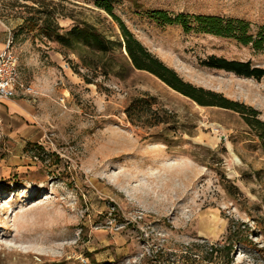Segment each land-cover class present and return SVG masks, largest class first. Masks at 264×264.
Instances as JSON below:
<instances>
[{
	"label": "rangeland",
	"instance_id": "obj_1",
	"mask_svg": "<svg viewBox=\"0 0 264 264\" xmlns=\"http://www.w3.org/2000/svg\"><path fill=\"white\" fill-rule=\"evenodd\" d=\"M147 10L243 20L254 35L264 27V0L113 5L183 82L264 122V78L201 66L214 56L264 69V50L158 25L143 17ZM48 15L60 34L90 25L111 50H69L19 31L25 19L40 28ZM0 26L34 92L15 125L0 122V264H264V152L239 113L200 107L133 68L119 26L92 0H0ZM138 99L146 104L129 119ZM213 124L223 137L209 143ZM228 245L211 258V246Z\"/></svg>",
	"mask_w": 264,
	"mask_h": 264
},
{
	"label": "trees",
	"instance_id": "obj_2",
	"mask_svg": "<svg viewBox=\"0 0 264 264\" xmlns=\"http://www.w3.org/2000/svg\"><path fill=\"white\" fill-rule=\"evenodd\" d=\"M119 0H92L95 7L107 13L119 26L123 39L124 51L129 63L136 70L145 71L153 75L169 88L182 96L188 98L200 107H217L239 113L245 124L256 136L264 152V122L259 120V113L250 107L238 102L230 101L221 94L195 87L183 82L177 75L163 65L158 59L153 57L147 50L133 37L123 23L113 14V5ZM138 10V8H137ZM143 17L161 26H176L184 33L203 34L222 39H228L242 46H250L255 51L264 50V27L260 28L256 34L251 33L250 26L243 20L224 19L217 16H188L184 14L169 15L160 10L144 11ZM26 26L19 29L26 33H34L32 37L52 40L59 46L74 50L75 47H84L99 54H106L111 49V42L105 41L97 31L88 24L75 25L68 31L60 34V29L51 15L45 16L42 26L37 28L34 19H25ZM12 43L14 39L12 36ZM201 66L210 69L231 73L237 77L253 79L256 81L264 78V69L252 67L249 62L228 61L214 56L208 57L201 62ZM146 104L144 99L133 101L126 110L127 117L131 119L130 110L137 111ZM131 111V112H132ZM232 248V247H231ZM230 245L219 248L211 246L210 256L215 258L221 252L231 251ZM219 258V257H218Z\"/></svg>",
	"mask_w": 264,
	"mask_h": 264
},
{
	"label": "built area",
	"instance_id": "obj_3",
	"mask_svg": "<svg viewBox=\"0 0 264 264\" xmlns=\"http://www.w3.org/2000/svg\"><path fill=\"white\" fill-rule=\"evenodd\" d=\"M33 93L32 88L20 80L18 60L9 31L0 51V106L5 102L31 97Z\"/></svg>",
	"mask_w": 264,
	"mask_h": 264
},
{
	"label": "crops",
	"instance_id": "obj_4",
	"mask_svg": "<svg viewBox=\"0 0 264 264\" xmlns=\"http://www.w3.org/2000/svg\"><path fill=\"white\" fill-rule=\"evenodd\" d=\"M2 30L0 26V51L3 49V46L6 41L7 32ZM4 33V34H3ZM24 99H16L13 101H10L8 104L5 102L0 106V122L5 119L7 124L9 125H15L17 123V115H19L20 112L17 110H29L26 107ZM11 113V115H9Z\"/></svg>",
	"mask_w": 264,
	"mask_h": 264
},
{
	"label": "bare ground",
	"instance_id": "obj_5",
	"mask_svg": "<svg viewBox=\"0 0 264 264\" xmlns=\"http://www.w3.org/2000/svg\"><path fill=\"white\" fill-rule=\"evenodd\" d=\"M7 104L9 103V102H6ZM18 112H20L21 114H24L25 113V110H17ZM211 129H212V131L216 134V137L215 138H209L208 139V142L209 143H216V142H218L219 141V138H221V137H223V130L221 129V127L220 126H218V125H216V124H213V125H211ZM118 188H119V186H118ZM121 189H122V192L128 197V198H130L131 197V195L129 194V190L128 189H125V188H122V187H120Z\"/></svg>",
	"mask_w": 264,
	"mask_h": 264
}]
</instances>
